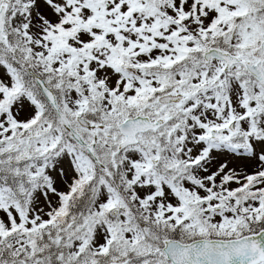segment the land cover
Segmentation results:
<instances>
[{
	"label": "snow or ice",
	"instance_id": "obj_1",
	"mask_svg": "<svg viewBox=\"0 0 264 264\" xmlns=\"http://www.w3.org/2000/svg\"><path fill=\"white\" fill-rule=\"evenodd\" d=\"M0 264H264V0H0Z\"/></svg>",
	"mask_w": 264,
	"mask_h": 264
}]
</instances>
